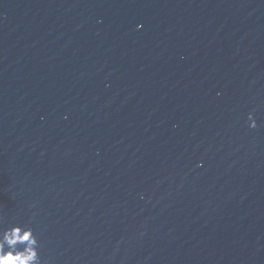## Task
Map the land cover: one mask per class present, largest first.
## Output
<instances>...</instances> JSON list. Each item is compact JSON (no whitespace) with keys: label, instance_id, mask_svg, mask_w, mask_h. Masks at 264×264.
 I'll list each match as a JSON object with an SVG mask.
<instances>
[{"label":"water","instance_id":"obj_1","mask_svg":"<svg viewBox=\"0 0 264 264\" xmlns=\"http://www.w3.org/2000/svg\"><path fill=\"white\" fill-rule=\"evenodd\" d=\"M16 223L42 264H264V0H0Z\"/></svg>","mask_w":264,"mask_h":264},{"label":"clouds","instance_id":"obj_2","mask_svg":"<svg viewBox=\"0 0 264 264\" xmlns=\"http://www.w3.org/2000/svg\"><path fill=\"white\" fill-rule=\"evenodd\" d=\"M251 127L257 126L254 113L249 112ZM0 264H42L39 240L31 226L16 223L0 229Z\"/></svg>","mask_w":264,"mask_h":264}]
</instances>
